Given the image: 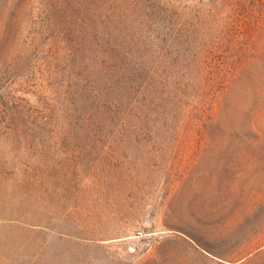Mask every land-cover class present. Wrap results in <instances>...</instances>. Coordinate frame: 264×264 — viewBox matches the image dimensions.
<instances>
[{
	"label": "rangeland",
	"instance_id": "obj_1",
	"mask_svg": "<svg viewBox=\"0 0 264 264\" xmlns=\"http://www.w3.org/2000/svg\"><path fill=\"white\" fill-rule=\"evenodd\" d=\"M0 264H264V0H0Z\"/></svg>",
	"mask_w": 264,
	"mask_h": 264
}]
</instances>
